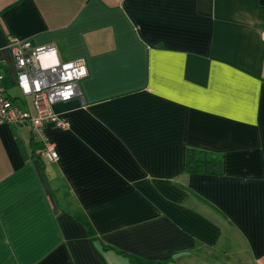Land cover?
<instances>
[{"label":"crops","instance_id":"obj_1","mask_svg":"<svg viewBox=\"0 0 264 264\" xmlns=\"http://www.w3.org/2000/svg\"><path fill=\"white\" fill-rule=\"evenodd\" d=\"M9 37L85 74L57 161L0 125V264H264V0H0L24 108Z\"/></svg>","mask_w":264,"mask_h":264},{"label":"built area","instance_id":"obj_2","mask_svg":"<svg viewBox=\"0 0 264 264\" xmlns=\"http://www.w3.org/2000/svg\"><path fill=\"white\" fill-rule=\"evenodd\" d=\"M15 66V86L21 94L22 108L0 84V125H25L39 144L36 154L50 161L59 158L55 144L44 131L48 124L68 129L69 122L52 106L80 94L79 81L85 74L80 59L59 61L53 44L35 46L29 40L9 37ZM3 75L0 74V81Z\"/></svg>","mask_w":264,"mask_h":264},{"label":"trees","instance_id":"obj_3","mask_svg":"<svg viewBox=\"0 0 264 264\" xmlns=\"http://www.w3.org/2000/svg\"><path fill=\"white\" fill-rule=\"evenodd\" d=\"M221 156L217 152L202 149H187L185 152V167L191 171H205L207 165L214 167L220 166ZM204 166V167H201Z\"/></svg>","mask_w":264,"mask_h":264},{"label":"rangeland","instance_id":"obj_4","mask_svg":"<svg viewBox=\"0 0 264 264\" xmlns=\"http://www.w3.org/2000/svg\"><path fill=\"white\" fill-rule=\"evenodd\" d=\"M6 84V83H5ZM7 91L11 96H17L18 95V90L15 86L8 85L7 84ZM17 103H19V100H16Z\"/></svg>","mask_w":264,"mask_h":264}]
</instances>
